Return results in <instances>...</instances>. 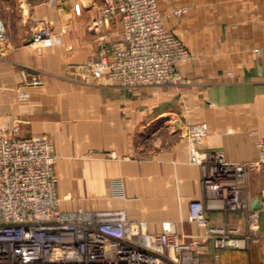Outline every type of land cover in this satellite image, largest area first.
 Instances as JSON below:
<instances>
[{"label": "crops", "instance_id": "obj_1", "mask_svg": "<svg viewBox=\"0 0 264 264\" xmlns=\"http://www.w3.org/2000/svg\"><path fill=\"white\" fill-rule=\"evenodd\" d=\"M102 0H0V127L46 134L54 144L63 210L118 212L142 232L171 222L182 243L201 242V264H264V210L245 244L216 248L207 225L191 219L204 200V170L190 161L187 127L205 122L202 150L234 163L259 157L264 137V0H159L164 24L188 47L178 87L137 91L100 79L87 66L103 44L123 41L118 17L95 29ZM190 6L184 18L168 15ZM48 24L55 37L39 53L32 35ZM36 78L38 85H32ZM19 91L30 94L22 100ZM264 190V167L248 171L245 198ZM212 225L248 232L244 214L212 210Z\"/></svg>", "mask_w": 264, "mask_h": 264}, {"label": "built area", "instance_id": "obj_2", "mask_svg": "<svg viewBox=\"0 0 264 264\" xmlns=\"http://www.w3.org/2000/svg\"><path fill=\"white\" fill-rule=\"evenodd\" d=\"M102 4V17L94 28L118 17L123 41L101 45L98 60L87 62L97 77L129 89L182 84L181 66L190 60V50L166 28L159 0H102ZM185 12L180 8L175 15ZM5 37L0 19V41ZM54 42L48 24L32 35L39 53ZM31 84L38 85L39 80L34 78ZM19 96L25 100L30 94L19 91ZM187 131L190 161L203 168L207 194L191 203V219L207 225V239L216 248L241 246L258 232L264 210V190L261 209H252L245 198L248 171L264 167V137L256 141V161L234 163L220 150L200 148L207 123L191 124ZM55 165L50 136L21 135L19 126L0 127V264H201L195 254L201 242L182 243L171 222L163 223L161 233L149 234L118 212L81 206L63 210ZM212 210L244 214L248 232L229 224H209L207 212Z\"/></svg>", "mask_w": 264, "mask_h": 264}, {"label": "rangeland", "instance_id": "obj_3", "mask_svg": "<svg viewBox=\"0 0 264 264\" xmlns=\"http://www.w3.org/2000/svg\"><path fill=\"white\" fill-rule=\"evenodd\" d=\"M181 8H184L186 9V12L182 15V16H177L175 15V11L177 9H180V8H172L169 10V14L170 16H177L178 18H184L188 13H189V10L191 9L190 6H184V7H181ZM191 54V53H190ZM162 87V86H160ZM163 87H172V88H175L176 86H163ZM149 88H158V87H139V88H135L137 91H140V90H143V89H149ZM248 181V180H247ZM261 193H262V190H261Z\"/></svg>", "mask_w": 264, "mask_h": 264}, {"label": "water", "instance_id": "obj_4", "mask_svg": "<svg viewBox=\"0 0 264 264\" xmlns=\"http://www.w3.org/2000/svg\"><path fill=\"white\" fill-rule=\"evenodd\" d=\"M261 202H260V198L255 199L252 204H251V208L252 209H261Z\"/></svg>", "mask_w": 264, "mask_h": 264}]
</instances>
